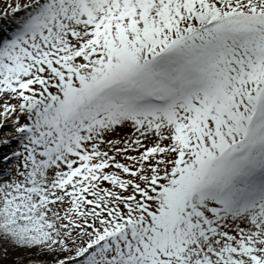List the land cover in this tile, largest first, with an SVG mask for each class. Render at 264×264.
<instances>
[{"label": "snow or ice", "instance_id": "6c2138e0", "mask_svg": "<svg viewBox=\"0 0 264 264\" xmlns=\"http://www.w3.org/2000/svg\"><path fill=\"white\" fill-rule=\"evenodd\" d=\"M0 8V264H264V0Z\"/></svg>", "mask_w": 264, "mask_h": 264}, {"label": "bare ground", "instance_id": "6f19581e", "mask_svg": "<svg viewBox=\"0 0 264 264\" xmlns=\"http://www.w3.org/2000/svg\"><path fill=\"white\" fill-rule=\"evenodd\" d=\"M0 10H2V8H0Z\"/></svg>", "mask_w": 264, "mask_h": 264}]
</instances>
